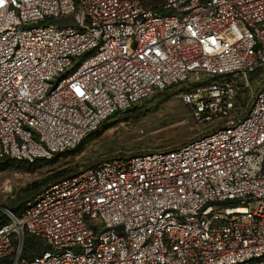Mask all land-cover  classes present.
<instances>
[{"label":"built area","instance_id":"2783aa9c","mask_svg":"<svg viewBox=\"0 0 264 264\" xmlns=\"http://www.w3.org/2000/svg\"><path fill=\"white\" fill-rule=\"evenodd\" d=\"M263 66L264 0H0V157L50 159L181 82L225 120L45 186L6 212L0 264H264V83L234 104Z\"/></svg>","mask_w":264,"mask_h":264},{"label":"rangeland","instance_id":"374dc122","mask_svg":"<svg viewBox=\"0 0 264 264\" xmlns=\"http://www.w3.org/2000/svg\"><path fill=\"white\" fill-rule=\"evenodd\" d=\"M248 82L234 100L236 107L241 105V112L263 85L264 66L252 72ZM195 88L196 84L189 81L157 90L132 108L104 120L78 148L57 155L53 161L36 166L13 162L0 169V210L7 215L2 206L8 209L25 191L33 192L57 173L65 175L108 159L172 148L224 124V119L205 120L196 112L197 99L205 96L194 93Z\"/></svg>","mask_w":264,"mask_h":264},{"label":"trees","instance_id":"16d2710c","mask_svg":"<svg viewBox=\"0 0 264 264\" xmlns=\"http://www.w3.org/2000/svg\"><path fill=\"white\" fill-rule=\"evenodd\" d=\"M135 105L136 104H134L133 106H135ZM133 106H131L130 108H132ZM130 108H128V109H130ZM117 113H119V112H117ZM117 113H115V114H117ZM115 114H113V115H115ZM84 138L75 147L67 149V150H64L62 152H57L50 159L36 158L35 160L29 162V161H26V160H19V159L7 158V157H0V169L4 168L5 166L10 165L13 162H19V163L26 162L28 165L36 166V165H39V164H41V163H43L44 161H47V160L48 161L49 160L53 161L57 155H59V154H61L63 152H68V151L75 150L76 148H78L80 146V144L82 143V141L84 140ZM143 153H147V152H143ZM137 154H142V153H137ZM132 155H135V154H132ZM116 158H124V157H116ZM94 165H96V164L89 165V166H94ZM89 166H86V167H89ZM76 171L77 170H73L72 172H69V173H67L65 175H63L62 173H57L56 175H54L52 177H49L47 180L44 181V184L42 186L36 187V189H34L33 192L25 191L24 194L19 198V200L15 204L8 206V210H10L16 216H19L21 211H22V209H23V207H24L25 202L28 199H30L34 194H36L42 188H44L45 186H47V185H49L51 183H54L56 181H59L61 179H64L66 177H69V176L73 175ZM7 220H8L7 216L3 213L2 210H0V226L3 223L7 222ZM46 249H48V246L40 238L35 237L33 235H29V234H25L24 235V237H23V245H22V256L27 257V258H32L34 255H37V254L41 253L42 251H44ZM3 264H6V263H3Z\"/></svg>","mask_w":264,"mask_h":264},{"label":"water","instance_id":"95a60500","mask_svg":"<svg viewBox=\"0 0 264 264\" xmlns=\"http://www.w3.org/2000/svg\"><path fill=\"white\" fill-rule=\"evenodd\" d=\"M2 208H3V209L6 211V212H8V211H9L7 208H5V207H3V206H2Z\"/></svg>","mask_w":264,"mask_h":264}]
</instances>
